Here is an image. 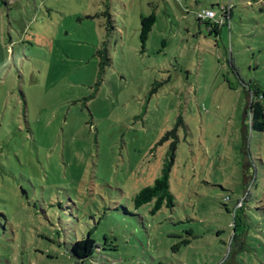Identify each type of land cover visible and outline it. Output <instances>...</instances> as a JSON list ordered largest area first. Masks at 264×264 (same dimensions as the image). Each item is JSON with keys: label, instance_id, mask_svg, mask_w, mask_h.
Masks as SVG:
<instances>
[{"label": "rangeland", "instance_id": "rangeland-1", "mask_svg": "<svg viewBox=\"0 0 264 264\" xmlns=\"http://www.w3.org/2000/svg\"><path fill=\"white\" fill-rule=\"evenodd\" d=\"M258 90L264 0H0V264H264ZM171 153L173 207H136Z\"/></svg>", "mask_w": 264, "mask_h": 264}, {"label": "trees", "instance_id": "trees-1", "mask_svg": "<svg viewBox=\"0 0 264 264\" xmlns=\"http://www.w3.org/2000/svg\"><path fill=\"white\" fill-rule=\"evenodd\" d=\"M231 7H222V17L221 22H214L213 19L201 20L196 15V20L204 24L209 33L214 32L217 34L218 28L221 23L227 24L230 28L231 22ZM156 17L153 13L142 16L140 23V39L142 43H145L148 35L155 23ZM220 23V24H219ZM97 55L99 56V66L101 71L104 70L105 66L109 64L110 58L108 55V49L106 43L103 42L101 46L97 49ZM259 89V88H258ZM247 117L250 122V127L252 130L259 132H264V91L258 90L253 96H251L249 111ZM172 151L175 146H171ZM171 153L170 160L164 164L161 174L154 180L152 185L143 187L134 197V205L136 207L142 206L148 202L153 201L152 213L159 211L163 206L173 207L174 205V195L170 191L169 184V172L172 165ZM98 247L95 239L88 233L81 239H77L71 246V253L74 257L79 260L88 258L93 254L95 249Z\"/></svg>", "mask_w": 264, "mask_h": 264}, {"label": "built area", "instance_id": "built-area-1", "mask_svg": "<svg viewBox=\"0 0 264 264\" xmlns=\"http://www.w3.org/2000/svg\"><path fill=\"white\" fill-rule=\"evenodd\" d=\"M197 17L201 20H208L215 18V12L210 9L200 10L197 12Z\"/></svg>", "mask_w": 264, "mask_h": 264}]
</instances>
